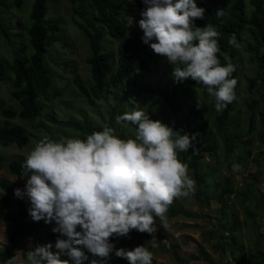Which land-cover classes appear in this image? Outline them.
Here are the masks:
<instances>
[{"label":"rangeland","instance_id":"374dc122","mask_svg":"<svg viewBox=\"0 0 264 264\" xmlns=\"http://www.w3.org/2000/svg\"><path fill=\"white\" fill-rule=\"evenodd\" d=\"M11 0H0V18L2 24L7 27V36L0 34V60L10 63L16 55H29L27 46L26 30L23 24L26 23L30 5L32 1H27L19 11L8 7ZM198 0H195L197 2ZM123 11L124 20L132 17L133 23L131 34L138 28V21L141 18L138 9L131 0H119ZM48 16L56 19L60 23L58 41L50 43L45 55V64L50 72L52 82L47 94L41 96L39 101L43 109L38 118L32 121L12 119L10 123L21 126L29 135V143L21 148L11 145L0 148V155L4 162L0 167V180L21 190L25 187V179L21 176L11 175L7 170L8 163L17 159L24 161L27 154L35 144L43 137L47 136L53 140L62 138H78L79 134L73 129L59 127L50 122L73 120L79 123L93 124L103 128L108 126L114 129V134L121 139L135 138V126L125 122H117L119 109L116 107L117 99H120L121 110L125 113L134 109L142 108L149 114L150 119H162V109L164 103L156 95L142 89H161L171 91L178 86L172 77L173 67L165 58L155 55L152 51H143L141 55L149 63V69L145 72H135L122 83L117 92L106 90L98 101H90L81 96L76 81L88 86L91 84L90 66L86 60L90 56L88 41L74 20L75 18L71 5L68 0H48ZM10 26V27H9ZM103 52L110 57L113 66L117 60V40L106 34L102 40ZM245 45L239 49L238 61L240 63L239 94L236 99V106L233 113L228 118L229 126L227 133L231 134L230 145L232 151H227L229 145H224L221 138L216 133L212 122L216 112L215 98L208 95L207 91H198L195 101L200 106L195 120L190 123L187 130L182 125L186 123V113H177L167 109L169 121L167 124L177 121L180 126L175 130H183L189 134H196L198 143L203 138L207 139L214 148L208 152H201L202 157L198 162L199 174L205 176V186L202 187V195L207 196L208 200L201 205L194 195L188 198L179 197L173 200L175 207L180 208L185 215L170 217L167 220V227L164 228L157 219V231L152 234L157 240V246L152 247L150 240L152 235L140 233L136 230L130 232V238H113L112 242L117 248L133 249L139 245H145L153 253L152 264H209L201 261L200 252L207 254L215 264H252L256 258L259 248L264 252V241H257V229L254 223L246 221L245 211L250 209L259 214L258 222H264L262 201L260 193L264 190V130L260 122L259 110L264 111V83L254 81L256 65L249 60L250 54L247 53ZM190 80V79H189ZM181 82L183 86L188 85V81ZM10 79L0 83V99L5 107L16 108L17 102L10 97ZM255 101L253 106L254 131L251 137L247 135L249 121V104ZM252 107V108H253ZM4 121L0 115V122ZM35 124H43L44 130H35ZM109 127V126H108ZM182 132V134H183ZM200 145L189 149L187 154L198 152ZM188 163V162H187ZM186 163V164H187ZM239 165L235 170L233 165ZM188 174L193 178V169H188ZM256 174V175H255ZM230 180L234 194L227 200V213L238 218L240 225L234 227L233 234L225 233V251L219 252L214 246L219 239V232L214 226L221 224L223 228L228 227L229 223L221 220L219 194L226 180ZM247 192L242 195V192ZM1 194V191H0ZM24 201L29 202L27 197ZM260 206L258 209L257 206ZM262 207V208H261ZM10 215L15 213L13 197L10 196ZM28 220H32L28 215ZM41 226V236L43 245L51 244L50 251L57 252L55 247L56 240L48 239V235L53 233V224H45L43 220L38 222ZM264 225V224H263ZM10 225L0 221V247H2L10 233ZM219 229V228H218ZM59 235V234H58ZM233 239V240H232ZM31 238H22L18 249L14 254L15 264H26L25 253L32 248ZM244 249L243 253L239 251ZM89 264L92 259H97L98 264L127 262L126 259L117 257L114 252L108 258L93 257L88 253ZM235 258L234 260L232 259ZM249 257V259H248ZM62 260L70 258L61 253ZM235 262V263H234Z\"/></svg>","mask_w":264,"mask_h":264},{"label":"clouds","instance_id":"9594fccd","mask_svg":"<svg viewBox=\"0 0 264 264\" xmlns=\"http://www.w3.org/2000/svg\"><path fill=\"white\" fill-rule=\"evenodd\" d=\"M142 2L145 8L138 21L142 42L173 67L174 81L190 79L204 85L215 98L216 111L232 103L238 83L232 78L235 66L220 63L215 27L195 24L204 18L205 9L195 0ZM127 23L131 26L133 18L128 17ZM116 119L136 126L134 139H121L113 128L104 126L83 140L45 136L27 154L20 173L25 187L15 189L14 195L27 197L32 220L54 222L52 232L59 236L57 252L50 251L51 244L30 248L25 253L26 264H69L60 258L61 253L73 264H84L89 261L88 253L104 259L113 252L129 264H152L153 253L145 245L128 250L117 248L112 240L130 238L132 230L152 235L157 231V219L166 228V213L173 200L194 194L195 181L177 153L193 149L198 133L174 130L150 119L142 108ZM233 168L238 170L239 165ZM256 234L257 241H264V234ZM150 243L157 246L154 235ZM258 251L264 261L262 248ZM257 261L254 258L252 264ZM7 264H15V257ZM89 264L98 261L92 259Z\"/></svg>","mask_w":264,"mask_h":264},{"label":"trees","instance_id":"16d2710c","mask_svg":"<svg viewBox=\"0 0 264 264\" xmlns=\"http://www.w3.org/2000/svg\"><path fill=\"white\" fill-rule=\"evenodd\" d=\"M27 1H32L30 12L26 23L23 24L26 30L27 46L29 55H16L10 63L0 60V83L6 79H10L11 91L10 97L17 102L16 108L4 106V102L0 99V115L4 121L0 122V148L15 145L18 148L24 147L29 143V135L25 129L19 125L10 123L12 119L32 121L39 117L43 106L39 99L45 96L51 88L52 82L50 72L45 64V55L47 49L52 42L58 41V32L60 23L56 19H50L48 16V0H11L8 7L10 9L20 10ZM71 5L75 18L74 20L80 30L83 32L88 41L90 56L86 63L90 66L91 84L86 86L76 81V86L81 96L94 102L101 99L106 90L117 92L120 85L124 83L130 75L135 72H145L149 69V63L145 57L141 55L143 51L150 50V47L142 42L143 32L138 28L131 34V27L126 23L123 16L124 9L119 0H68ZM135 7L141 13L145 5L142 0H131ZM198 7L205 9L204 18L195 20L196 26L204 27L210 24L215 27L219 33L217 57L222 65L231 62L235 66V72L232 78L237 79L240 73V63L238 61L239 49L241 45H245L247 53L250 54L249 60L256 65L254 81L264 83V0H198ZM222 10V15H217V11ZM10 27V26H9ZM7 27L2 24L0 18V34L7 36ZM108 34L117 40V61L116 67L113 66L110 57L103 52L102 39ZM235 40V43L232 41ZM146 92L156 95L164 103L162 109V119L166 125L174 130L180 126L177 121L169 124V115L167 109L177 113H186V123L182 125L187 130L190 123L196 119L200 106L195 101V95L198 91H206L202 84H197L192 80L188 81V85L178 86L171 90L161 89H142ZM236 99L239 94V81L234 89ZM236 99L227 105L219 113L213 115L212 122L215 126L216 133L224 145H229L228 152L233 150L230 145L231 134H228L229 126L228 118L233 113L236 106ZM120 99H117L116 107L119 109V115L124 114L121 110ZM255 101L249 104V123L247 126V135L251 137L254 131V113L253 109ZM253 107V108H252ZM260 122L264 130V111L259 110ZM54 125L73 129L79 134L80 139H86L87 135L102 131L103 128L79 123L73 120L55 121L50 120ZM128 123L131 126L130 122ZM110 127V124H108ZM43 124H35L33 128L37 131L44 130ZM136 127V126H135ZM196 146L200 145L198 152L187 154V152L178 151V159L187 163L188 169H193V180L195 181L194 196L202 205L208 200L207 196L201 197V189L205 186V176L199 174L198 162L202 157L201 152H210L214 145H210L206 138H203ZM4 162V158L0 155V167ZM23 162L17 159L11 160L7 165V170L11 175L20 176L21 164ZM256 175V174H255ZM17 189L13 185L4 180H0V221L10 225V233L2 247H0V264L14 258V254L18 249L19 242L22 238H31L33 249L36 246H44L41 236V226L38 222L28 220V208L30 202L17 198L14 190ZM247 192H242L246 195ZM234 189L230 180H226L219 194V205L221 220L229 223L228 227L223 228L221 224L215 225L214 229L219 232V239L214 248L219 252L225 251V233L233 234L234 227L240 225V221L236 216L225 215L227 213V200L233 196ZM10 196L14 199L15 213L10 215L8 207L10 206ZM264 207V190L260 193V202ZM261 207V208H262ZM259 209L260 206L258 205ZM263 216H264V208ZM167 217H176L185 215L180 208L172 204L168 207ZM246 221L251 220L256 226L257 233L262 236L264 234V222H258L259 214L247 209L244 214ZM219 228V229H218ZM58 234L48 235V239L56 240ZM233 240V239H232ZM114 243V242H113ZM243 253V247L239 249ZM201 261L209 264H215L211 257L200 252ZM257 264H263L260 258L262 253L257 252ZM111 264H129V262L119 261Z\"/></svg>","mask_w":264,"mask_h":264}]
</instances>
